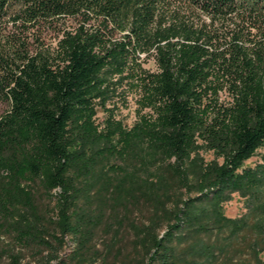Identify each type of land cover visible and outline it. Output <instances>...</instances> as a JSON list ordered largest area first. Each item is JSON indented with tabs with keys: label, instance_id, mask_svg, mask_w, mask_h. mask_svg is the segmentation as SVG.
<instances>
[{
	"label": "trees",
	"instance_id": "1",
	"mask_svg": "<svg viewBox=\"0 0 264 264\" xmlns=\"http://www.w3.org/2000/svg\"><path fill=\"white\" fill-rule=\"evenodd\" d=\"M9 21L61 29L47 47L0 30V218L20 241L47 243L46 194L52 235L79 248L136 208L142 264H264V154L244 164L264 145V0H0V29ZM137 52L156 62L139 75L155 117L100 132L101 72L135 69ZM234 192L245 211L229 217Z\"/></svg>",
	"mask_w": 264,
	"mask_h": 264
},
{
	"label": "rangeland",
	"instance_id": "2",
	"mask_svg": "<svg viewBox=\"0 0 264 264\" xmlns=\"http://www.w3.org/2000/svg\"><path fill=\"white\" fill-rule=\"evenodd\" d=\"M5 33L19 34L28 38L31 45L54 46L61 36L59 26L32 27L22 30L20 23L6 22L2 26ZM23 32V33H22ZM132 70L124 68L117 72L107 68L101 72L103 94L94 99V113L91 116L92 125L100 132L107 130L109 124L117 123L122 131L130 132L145 116L155 117V112L145 104L144 94L140 87V77L144 72L156 70L154 55L149 52H137L133 56ZM218 103L228 105L231 101L227 92L218 91ZM6 108V103L0 100V113ZM206 160L214 157L212 151L200 150ZM264 145L258 147L254 154L245 162V166L254 167L262 162ZM112 163H121L118 159H110ZM40 223L43 229H48L43 237L47 243L20 241L16 233L8 229L0 218V264H14L18 259L20 264H142L140 255L133 247L132 222L144 219V214L138 209L129 211L118 209L112 217H107L98 225L94 236L86 247H80L76 239L63 236L57 240L50 218L53 216L54 200L46 194L38 195ZM226 216L236 217L245 211L244 198L234 192L230 200L223 204ZM248 256L247 253L238 257ZM201 260V259H200ZM201 264H226L224 256L216 261L201 260Z\"/></svg>",
	"mask_w": 264,
	"mask_h": 264
}]
</instances>
